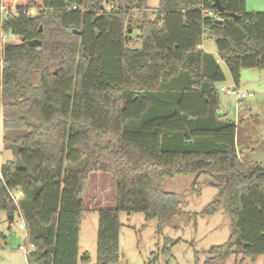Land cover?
<instances>
[{
	"label": "trees",
	"instance_id": "1",
	"mask_svg": "<svg viewBox=\"0 0 264 264\" xmlns=\"http://www.w3.org/2000/svg\"><path fill=\"white\" fill-rule=\"evenodd\" d=\"M215 1L160 0L149 18L148 0H0L10 11L0 27V209L24 220L28 264H78L93 172L118 189L114 207L96 210L97 264H119L121 212L159 223L177 216L181 201L164 180L188 173L214 178L224 199L203 213L223 207L233 227L204 264L264 255V165L240 159L238 125L220 112L218 88L220 60L236 86L243 69L264 70V11L220 0V13ZM9 141L18 160L2 162Z\"/></svg>",
	"mask_w": 264,
	"mask_h": 264
},
{
	"label": "rangeland",
	"instance_id": "2",
	"mask_svg": "<svg viewBox=\"0 0 264 264\" xmlns=\"http://www.w3.org/2000/svg\"><path fill=\"white\" fill-rule=\"evenodd\" d=\"M159 5L160 0H148L149 18L155 16ZM247 9L264 11V0H247ZM138 18L140 15L136 14L135 19ZM137 34L138 30L135 29L132 36ZM7 40L19 42L14 36H9ZM203 45L218 56L214 39L205 35ZM220 64L227 76L224 82L218 83L220 112L227 113L228 117L238 122V148L244 153V158L260 156L264 160V70L243 69L240 84L236 86L228 66L222 60ZM221 87H237V91L228 95L220 90ZM243 92L247 96L240 98L239 94ZM252 145H255V150L248 151ZM1 147L2 162L18 160L17 145L9 141L2 143ZM163 188L178 195L181 201L178 215L171 221L159 223L158 219L147 220L141 212H121L119 264H204L207 252L230 238L232 222L223 207L212 215L203 213L215 199H224L221 188L215 185L210 174H178L165 178ZM117 191V182L110 174L93 172L89 175L82 197L87 206L93 203L99 204L100 208L114 207ZM20 223L18 215L10 222L7 211L0 209L1 264L28 263L26 252L19 247L27 246L28 252L32 248ZM97 235L98 213L85 210L81 223V258L78 264H97ZM242 259L243 256L233 254L223 264H236ZM257 263L264 264V255L260 256ZM242 264L254 263L245 258Z\"/></svg>",
	"mask_w": 264,
	"mask_h": 264
},
{
	"label": "built area",
	"instance_id": "3",
	"mask_svg": "<svg viewBox=\"0 0 264 264\" xmlns=\"http://www.w3.org/2000/svg\"><path fill=\"white\" fill-rule=\"evenodd\" d=\"M114 7H115L114 5H108V6H106V8L108 10L113 9ZM73 8L76 9L77 6H73ZM0 10H1L0 27L2 28V25L7 20L10 11L4 5H1ZM36 11H37L36 7L35 6H31L30 9L27 12L30 15H34L36 13ZM203 14L205 16L214 17L215 19H222L221 15L217 12L216 9L205 8V9H203ZM1 35H2V40L3 41H5L8 38V34L7 33L2 32ZM132 44L133 43H131V45ZM220 90L222 92L230 95V94H233V93H235L237 91V87L234 88V89H230V88H227V87H221ZM246 96H247V94L245 92L239 94V97L240 98H245ZM0 178H1V172H0ZM10 194H11V197L15 201H17L18 197L21 196L23 194V192L21 190L14 189V190H10ZM20 228L23 229L26 232V225H25V222H24L23 219H21ZM31 248H32V245H31ZM19 249L22 250V251H25L26 253H28V247L27 246L21 245L19 247Z\"/></svg>",
	"mask_w": 264,
	"mask_h": 264
},
{
	"label": "crops",
	"instance_id": "4",
	"mask_svg": "<svg viewBox=\"0 0 264 264\" xmlns=\"http://www.w3.org/2000/svg\"><path fill=\"white\" fill-rule=\"evenodd\" d=\"M246 4H247V0H246ZM203 47H204V45H203ZM206 49V48H205ZM207 50V49H206ZM209 52H211V53H215V52H213V51H211V50H208ZM224 62V61H223ZM224 74H225V76H226V73L224 72ZM226 78H227V76H226ZM232 78V77H231ZM224 114H226L227 115V113H224ZM237 122V121H236ZM237 124H238V122H237ZM237 131H238V127H237ZM238 133V132H237ZM237 133H236V147H237V152H238V155H239V157H240V159L241 160H243V161H246V162H251V163H258V164H262V165H264V160L262 159V158H260V156H257L256 158H250V157H248V158H244V153L241 151V150H239V148H238V141H239V137H238V135H237ZM255 147V145H252V148H249V150L248 151H251V150H255V149H253ZM250 153V152H249ZM96 193H94L93 194V197H94V195H95ZM96 202H98V200H96ZM85 203H86V201H85ZM99 204H93V203H89L88 204V206H87V204H86V210H89V211H92V212H96V210L98 209V208H100L99 206H98ZM81 233V232H80ZM79 249H80V242H79ZM80 251V250H79ZM80 253V256H79V260H80V258H81V251L79 252ZM260 258V257H259ZM259 258H257V260L255 261V263L254 264H258L257 263V261H258V259ZM250 259V258H249ZM79 263V262H78ZM0 264H1V260H0ZM28 264V263H27Z\"/></svg>",
	"mask_w": 264,
	"mask_h": 264
},
{
	"label": "water",
	"instance_id": "5",
	"mask_svg": "<svg viewBox=\"0 0 264 264\" xmlns=\"http://www.w3.org/2000/svg\"><path fill=\"white\" fill-rule=\"evenodd\" d=\"M214 7L220 12H224L225 8L224 6L221 4L220 0H216L214 2ZM232 17H236L235 14H230ZM216 22L218 23H222L223 19H216ZM81 33V32H80ZM28 44L31 46H40L42 44V42L39 39H33V40H28ZM14 219L13 215L9 216V221H12Z\"/></svg>",
	"mask_w": 264,
	"mask_h": 264
}]
</instances>
